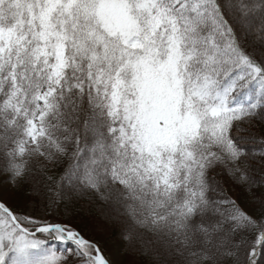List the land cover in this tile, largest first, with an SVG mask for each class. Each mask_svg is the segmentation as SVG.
I'll return each mask as SVG.
<instances>
[{"label":"snow or ice","instance_id":"obj_1","mask_svg":"<svg viewBox=\"0 0 264 264\" xmlns=\"http://www.w3.org/2000/svg\"><path fill=\"white\" fill-rule=\"evenodd\" d=\"M0 264H264V0H0Z\"/></svg>","mask_w":264,"mask_h":264}]
</instances>
